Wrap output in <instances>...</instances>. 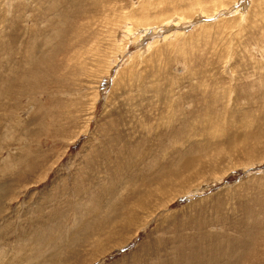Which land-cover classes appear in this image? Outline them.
<instances>
[{
    "label": "rangeland",
    "instance_id": "obj_1",
    "mask_svg": "<svg viewBox=\"0 0 264 264\" xmlns=\"http://www.w3.org/2000/svg\"><path fill=\"white\" fill-rule=\"evenodd\" d=\"M0 264H264V0H0Z\"/></svg>",
    "mask_w": 264,
    "mask_h": 264
},
{
    "label": "bare ground",
    "instance_id": "obj_2",
    "mask_svg": "<svg viewBox=\"0 0 264 264\" xmlns=\"http://www.w3.org/2000/svg\"><path fill=\"white\" fill-rule=\"evenodd\" d=\"M36 45V44H35ZM32 54V53H31ZM19 255V254H18Z\"/></svg>",
    "mask_w": 264,
    "mask_h": 264
}]
</instances>
